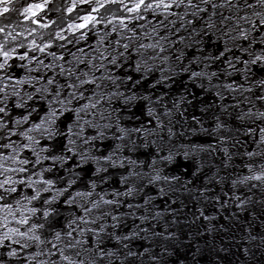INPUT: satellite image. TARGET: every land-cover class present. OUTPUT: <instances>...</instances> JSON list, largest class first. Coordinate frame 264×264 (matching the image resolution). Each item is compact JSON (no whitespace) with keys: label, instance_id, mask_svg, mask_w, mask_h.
<instances>
[{"label":"snow or ice","instance_id":"1","mask_svg":"<svg viewBox=\"0 0 264 264\" xmlns=\"http://www.w3.org/2000/svg\"><path fill=\"white\" fill-rule=\"evenodd\" d=\"M17 2L0 0V17L16 12L40 28L57 23L46 20L53 0ZM81 4L88 10L77 13L80 22L62 31L83 37L103 24L120 38L86 60L77 57L71 67L53 68L35 55L64 60L45 52L51 44L43 33L37 43L35 27L19 21L0 26V264H202L204 249L182 225L203 221L197 235L212 236L228 229L217 227L209 202L219 210L232 203L241 212L264 205V199L237 194L244 188L264 196V75L257 76L264 73V0H73L69 11ZM111 6L120 14L110 19ZM137 21L145 22L140 31ZM49 35L66 39L61 32ZM42 69H58L64 83ZM179 74L219 100L200 108L205 115L217 109L210 129L203 116L192 115L189 124L193 134L212 136L215 144L173 143L175 124L188 121L183 106L201 99L189 93L192 99L165 102L168 94L159 90L170 89ZM133 109L146 110L147 122ZM241 137L254 148H245L248 140ZM237 146L246 162L234 178L198 155L220 152L227 169ZM142 150H148L143 158L135 155ZM205 167L214 171L197 187ZM117 169L123 170L121 187L112 188ZM226 181L230 191L222 198L211 185ZM187 199L196 206L191 219ZM251 215L246 235L228 241L244 257L257 250L264 255V231H254L257 217ZM205 247L216 253L207 264H224L229 248L207 241Z\"/></svg>","mask_w":264,"mask_h":264},{"label":"water","instance_id":"2","mask_svg":"<svg viewBox=\"0 0 264 264\" xmlns=\"http://www.w3.org/2000/svg\"><path fill=\"white\" fill-rule=\"evenodd\" d=\"M67 1H69L68 3H70L72 0H65V2H67ZM60 3H61V1H60ZM68 3H67V5H68ZM69 6L70 5H68V7ZM75 9H76V11L74 13L72 11H69V8H68V10L64 9L65 12L61 18L63 21L66 20V22H65L64 28L61 27V25L59 24L61 30L67 29L68 24L76 23L78 21L76 19L77 13H79L80 15H84L87 12V11L86 12L85 11L77 12V10L79 8L76 7ZM103 11L104 10L102 9L101 12H103ZM6 15L9 16L10 14L9 15L6 14ZM151 19L154 20V18H151ZM59 22H60V20H59ZM143 23L144 22H142V21L136 22L137 31H140L139 25L143 24ZM54 26L52 25L50 28H53ZM147 27L150 29L151 25H147ZM50 28H49V30H50ZM97 30H98V33L96 32L97 35H95V36L89 35V38H91V39L89 40V38H88L87 43H84V40L79 35H77L78 31L75 32L74 34L70 30L61 31L62 33H69L67 35V37H68L67 40H69L68 44H69V48L71 51H69V53L66 55V58H64V60L53 61V57H50V60L48 62H53V68H56L57 64H64L65 67H71V66L76 64V58L77 57L82 59V60H86L88 56L95 55V52L93 51V49L107 47L108 44L111 43V41H112L110 38L111 33H109L108 37L105 36V34L108 32L107 30L103 31V29H100V28H97ZM103 36H105V37H103ZM118 37H119V35H118ZM101 38H103V40L105 41L104 44L100 43ZM76 39L81 40V41L76 42ZM122 42H124V41H122ZM71 43H73V44L71 45ZM77 43H80V45L78 47H75L77 45ZM79 49H83L84 51L81 52V51H79ZM73 54H75V57L73 56ZM57 57H59V56H57ZM68 62H70V63H68ZM186 62L187 61H185V63ZM79 67L83 68L84 65L81 64V65H79ZM58 71H59L58 69H56V72L45 70L44 72L42 71V74L44 76H48V77L56 75L57 80L60 83H64L65 78L58 75ZM176 71L178 72V68L176 69ZM22 74H23V71L19 73V75H22ZM33 75H40V74H37L34 72ZM156 75H159V74L157 73ZM260 75H264V73L257 72V76H260ZM153 78H150V79H153ZM145 83L147 84L148 82L146 81ZM205 88H207L206 83H205ZM159 91L160 92H167L168 95L166 96L165 102H169L172 99H177L181 95L188 97V99H192V97L189 96V93H194V94H196L197 97L201 98V99L195 100L194 103L191 105H184L183 106L185 108V116L188 117V121L186 122L184 120H179V122H177L175 124L174 131L177 132V136L173 139V143L177 146V148H179V145H181V144L187 145V144H192V143H199V144H208V143L215 144L216 143V140L212 136H209L203 132L197 131L196 134H193L191 131V128L189 126L192 115H196L198 117L203 116V119L205 122L204 126L206 128L210 129L213 126L211 123V115L213 112L217 111L216 107L213 106L211 108L210 112L206 115L202 114L200 112L201 107H203L205 105L212 104L214 100L216 101L217 104L219 103V100L213 95L212 91H209V92L204 91V89H202L200 87L198 81L194 82V81L189 80V78L186 74L177 75L175 77V83H173V85L170 89L162 88ZM201 100L203 101V103L201 102ZM37 106L41 107V105H39V104ZM242 107H243V105H242ZM258 107H259V105H258ZM41 111H43L42 107H41ZM133 111L136 112L137 115H140L142 121L147 122V120L149 119L147 117L146 110L133 109ZM131 123L132 122H129L130 125H131ZM181 132H183V135H181ZM233 135H235V133H233ZM241 139L242 140L243 139L248 140L247 144L245 145V148H247L248 150H251L252 148H254V144H253L251 139H248L246 137H241ZM106 143H109V142H106ZM101 148H102V150H107L104 147V145H101ZM231 150L234 153V159L232 161V164L227 169H224L222 167L221 161H222L223 157H222V153H220V152H216L212 155H207V154H198V155H199V158L202 159L206 165L220 166L221 167V171H220L221 176H228L229 178H234L235 174L242 173L245 171L243 169V163L246 162V158H243L244 149L240 148V146H237L236 148H232ZM146 151H148V150H142L141 152H138L135 155L143 158V154ZM179 164L181 166H188L190 168L195 167V164L192 163L191 161L186 162V161L180 160ZM175 168H176V166L170 167L168 169L169 174H173ZM122 171H123L122 169L112 170V172H113L112 179H111L112 188H120L121 187V185L118 183V181H119V175ZM212 171H214L213 168L205 167L204 171L195 179V183H196L197 187L203 186L205 181H207L208 176L211 175ZM184 178L190 179L192 177H184ZM211 187H213L215 189V193L220 194L222 198H223V192L224 191H230V184L227 181L221 186H217V185L213 184V185H211ZM112 188H110L108 184L104 185V189L107 191H111ZM149 191L153 195L156 194L155 190L150 189ZM237 194L252 195V196H254L255 200L264 199V196H262L261 193L256 192V191L247 192V190L244 188L239 189ZM158 203L161 205V207L165 206L163 201L158 200ZM187 203H188V209L186 210V214H187L188 219H191V215L193 212H195L196 206L193 204V202L190 199H187ZM206 210L209 214L218 216V219L215 221L217 227H219V225H223L226 229H228V231L227 232H222V231L215 232V233H213L212 236L201 237V236L197 235V231L198 230L203 231V229L201 228V224L204 223L203 221H197V223L194 225H190V224L182 225L183 232H191L192 233L193 244H199L204 249V252L206 253V255L203 257L202 264H207V261L216 255V253L213 252L211 248L205 247L206 241L209 243H212L213 245H215L217 247L218 246H224V247L230 249V251H229V253H228V255L224 261V264H229V261L231 262V264H264V255H261V252L259 250L255 251L254 256L244 257L242 254H240V252L237 251V248L239 247V245L233 246L232 244L228 243V241L230 239L231 240H239L242 236L246 235V229L249 227L248 222L252 220L251 214L253 212H255L256 217H257V219L252 224L254 231H256V232L264 231V228H262L260 226L261 221H264V215H262V212H264V205L253 203L248 207V209L246 211L241 212L232 203H229L227 205V207H225L224 209L219 210L218 206H214L211 202H209ZM121 211H124V209H121ZM232 213H236V215L233 216ZM63 223H64V220L61 219V224H63ZM125 231H127V229H125ZM181 239L183 240V239H185V237L182 235Z\"/></svg>","mask_w":264,"mask_h":264},{"label":"bare ground","instance_id":"3","mask_svg":"<svg viewBox=\"0 0 264 264\" xmlns=\"http://www.w3.org/2000/svg\"><path fill=\"white\" fill-rule=\"evenodd\" d=\"M27 1H28L27 3H29L32 0H27ZM72 1L70 3H68L69 1L65 2V0H61V3H60V1L59 2L55 1L56 3L52 2V4L49 5V9H46V11H48V16H47L46 20L50 21L52 19H55L57 21L56 24H53V26L55 25L53 28H50L52 25L49 27L50 30H49V28H40L38 25H31L30 22L24 20V17L22 15H20V14H18L16 12L8 13V15L9 14L10 15L7 16V18L0 17V26H2L4 24H7L9 26V28H11L14 24H16L19 21L21 23H24V24L30 26V27H35L37 29V31L35 33V38H36L37 43L38 44L42 43L41 40H40V34L43 33L44 42L51 44V47L47 48L45 50V52L46 53L47 52H54L56 54V56H63L64 58H66V55L69 53V51H71L70 48H69V44H68L69 40H67L68 39L67 35L69 33H62L61 32L62 30L60 29L59 24L61 25V27H63V28L65 27L64 25H65L66 20L63 21L61 17L63 16V14L65 12L64 9L68 10V8H70V7H68V5H70L72 3ZM33 2H34V0H33ZM67 3H68V5H67ZM25 4L26 3L24 2L23 4H21V6L25 5ZM54 4H56V5H54ZM21 6H16V7H21ZM56 9H59V11H57ZM41 15H43V14H41ZM116 15H119V13H116ZM108 16L111 19L112 14H109ZM59 20H60V22H59ZM77 22L79 23L80 21H77ZM142 22H144V21H142ZM110 27H111V25H108L107 28L103 24L97 25L95 30L87 32V35L82 37V39L84 40V43H87L89 35H91V36L97 35V33H98L97 28L103 29V31H106V30L108 31V28H110ZM55 32H61L63 34V36L66 37V39H63V40L58 39V38L52 39V37L49 34H54ZM77 35L81 36V33L78 31ZM108 35H109V32H107L105 34L106 37H108ZM105 36H103V37H105ZM110 38H111L112 41H114L115 39H119L117 33H111ZM31 39H33V37L29 36L28 40H31ZM90 39L91 38H89V40ZM77 41L80 42L81 40L76 39V42ZM73 43H71V45ZM79 45H80V43H77V45L75 47H78ZM53 46H55L54 49H53ZM21 51H23V49H21ZM35 55L40 57L41 59H44L45 63H49L48 61L50 60L51 56H47V58H45V54L40 53V52H36ZM45 70L42 69L43 72ZM22 71H23V69H21L19 67L15 68V73L17 75H19V73L22 72Z\"/></svg>","mask_w":264,"mask_h":264},{"label":"rangeland","instance_id":"4","mask_svg":"<svg viewBox=\"0 0 264 264\" xmlns=\"http://www.w3.org/2000/svg\"><path fill=\"white\" fill-rule=\"evenodd\" d=\"M55 1H61V0H53V3H56ZM26 3V2H28L27 0H18V2L16 3V6H21V4H23V3ZM30 2H33V0L32 1H30ZM29 2V3H30ZM72 3H73V1H72ZM72 3L70 4V6L69 7H71L72 6ZM54 5H56V4H54ZM87 4H81V5H79L77 8H79L78 10H77V12H82V11H87L88 10V5L86 6ZM85 6V7H84ZM69 9H71V8H69ZM111 12L109 13V14H112V13H119V12H117V9H116V7L115 6H111ZM102 10V9H101ZM73 13L76 11V9H72L71 10ZM108 14V15H109ZM120 14V13H119ZM76 23H78V22H76ZM87 32H89V31H87ZM81 38H82V36H80ZM84 37V36H83ZM55 48V46H53V49ZM52 50V49H51Z\"/></svg>","mask_w":264,"mask_h":264}]
</instances>
